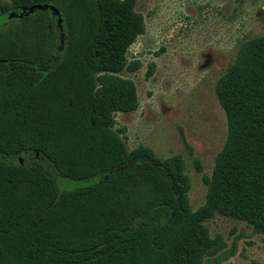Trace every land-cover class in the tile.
Here are the masks:
<instances>
[{
  "label": "trees",
  "instance_id": "1",
  "mask_svg": "<svg viewBox=\"0 0 264 264\" xmlns=\"http://www.w3.org/2000/svg\"><path fill=\"white\" fill-rule=\"evenodd\" d=\"M136 1L0 2V264H223L215 214L264 235V35L216 81L227 134L192 210L182 159L128 150L114 128L138 106L121 75L139 67ZM58 176L98 180L59 190Z\"/></svg>",
  "mask_w": 264,
  "mask_h": 264
},
{
  "label": "rangeland",
  "instance_id": "2",
  "mask_svg": "<svg viewBox=\"0 0 264 264\" xmlns=\"http://www.w3.org/2000/svg\"><path fill=\"white\" fill-rule=\"evenodd\" d=\"M135 10L145 28L126 56L139 67L121 75L134 82L138 106L116 112L114 128L123 129L128 150L144 146L163 159L178 155L190 180L188 202L196 210L205 201L203 175L210 176L227 134L215 84L240 43L264 35V0H137ZM97 180L58 176L56 185L68 190ZM204 223L211 237L220 235L225 248H233L224 263L264 264V235L251 226L218 214Z\"/></svg>",
  "mask_w": 264,
  "mask_h": 264
},
{
  "label": "water",
  "instance_id": "3",
  "mask_svg": "<svg viewBox=\"0 0 264 264\" xmlns=\"http://www.w3.org/2000/svg\"><path fill=\"white\" fill-rule=\"evenodd\" d=\"M46 7H47V6H44V8H46ZM34 8H42V6H41V5H34V6H32V7H29V8H28V11L31 12V11H33ZM51 9H52V8H51ZM55 13L57 14V11H55ZM21 15H22V13H15V12H10V13L8 14L9 17L21 16ZM58 22H60V19H58Z\"/></svg>",
  "mask_w": 264,
  "mask_h": 264
}]
</instances>
